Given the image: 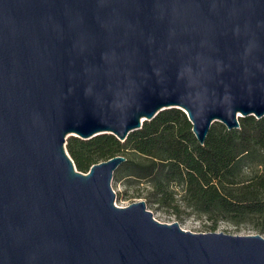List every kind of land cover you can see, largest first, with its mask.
<instances>
[{"label":"water","instance_id":"water-1","mask_svg":"<svg viewBox=\"0 0 264 264\" xmlns=\"http://www.w3.org/2000/svg\"><path fill=\"white\" fill-rule=\"evenodd\" d=\"M172 107L201 143L264 116V0H0V264H264L262 234L118 206L126 157L67 151Z\"/></svg>","mask_w":264,"mask_h":264},{"label":"trees","instance_id":"trees-1","mask_svg":"<svg viewBox=\"0 0 264 264\" xmlns=\"http://www.w3.org/2000/svg\"><path fill=\"white\" fill-rule=\"evenodd\" d=\"M239 122V128L229 130L215 121L201 143L187 113L172 107L145 120L124 141L112 133L88 139L72 135L66 148L84 173L124 155L112 181L146 180L153 202L174 206L182 201L212 220L213 230L224 220L249 222L264 232V116H242Z\"/></svg>","mask_w":264,"mask_h":264},{"label":"rangeland","instance_id":"rangeland-1","mask_svg":"<svg viewBox=\"0 0 264 264\" xmlns=\"http://www.w3.org/2000/svg\"><path fill=\"white\" fill-rule=\"evenodd\" d=\"M112 186L116 192V205L127 206L133 202L145 200L147 208L150 209L154 217L161 222H178L183 229L193 232L218 231L234 235L260 233L264 236V232L255 229L249 222L237 225L223 220L218 222L216 230H213L211 228V224H213L212 220L191 211L182 201L176 202L178 205L174 206L155 203L152 201V187L146 180L128 179L124 177L117 182L112 181ZM177 198H180L179 195H177Z\"/></svg>","mask_w":264,"mask_h":264}]
</instances>
